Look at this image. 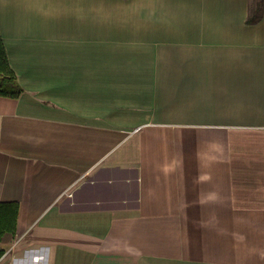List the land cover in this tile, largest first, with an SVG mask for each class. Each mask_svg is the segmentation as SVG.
Masks as SVG:
<instances>
[{
    "label": "crops",
    "instance_id": "1",
    "mask_svg": "<svg viewBox=\"0 0 264 264\" xmlns=\"http://www.w3.org/2000/svg\"><path fill=\"white\" fill-rule=\"evenodd\" d=\"M250 1L0 0L7 263L264 264Z\"/></svg>",
    "mask_w": 264,
    "mask_h": 264
},
{
    "label": "trees",
    "instance_id": "2",
    "mask_svg": "<svg viewBox=\"0 0 264 264\" xmlns=\"http://www.w3.org/2000/svg\"><path fill=\"white\" fill-rule=\"evenodd\" d=\"M263 0H251L248 7L246 24L260 21ZM23 92L17 77L7 61L5 49L0 36V97L16 99ZM18 205L13 202H0V258L4 247L11 242L16 233Z\"/></svg>",
    "mask_w": 264,
    "mask_h": 264
},
{
    "label": "built area",
    "instance_id": "3",
    "mask_svg": "<svg viewBox=\"0 0 264 264\" xmlns=\"http://www.w3.org/2000/svg\"><path fill=\"white\" fill-rule=\"evenodd\" d=\"M11 251H12V249H8V251H6V252L2 255V257L0 258V261H2L1 264H9V263H7L6 256H9L10 253H11Z\"/></svg>",
    "mask_w": 264,
    "mask_h": 264
},
{
    "label": "rangeland",
    "instance_id": "4",
    "mask_svg": "<svg viewBox=\"0 0 264 264\" xmlns=\"http://www.w3.org/2000/svg\"><path fill=\"white\" fill-rule=\"evenodd\" d=\"M6 247V246H5ZM4 253H5V248H4ZM8 259V256H6V260Z\"/></svg>",
    "mask_w": 264,
    "mask_h": 264
}]
</instances>
